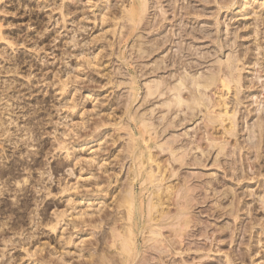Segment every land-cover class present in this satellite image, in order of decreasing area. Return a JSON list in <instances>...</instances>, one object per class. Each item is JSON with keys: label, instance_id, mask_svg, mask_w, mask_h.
I'll return each instance as SVG.
<instances>
[{"label": "rangeland", "instance_id": "obj_1", "mask_svg": "<svg viewBox=\"0 0 264 264\" xmlns=\"http://www.w3.org/2000/svg\"><path fill=\"white\" fill-rule=\"evenodd\" d=\"M147 1L144 22L129 41L123 37L131 24L120 19L128 0L0 3L5 37L0 40V264H33L31 257L34 264H64L63 257L68 264H81V241H94L88 236L94 230L74 228L68 220L78 219L70 215L89 205L79 204V196L98 189L86 176L89 171L107 180L101 167L106 157L95 161L93 156L117 155L129 143V122L122 109L130 103L132 71L142 87L134 113L148 115L157 124L163 118L174 121L162 139L178 136L180 146L201 131L204 112L195 111L192 117L182 109L169 111L164 104L176 96L170 89L186 79L190 83L205 79L217 73L219 63L240 55L253 59L244 68L239 65L250 86L241 89L245 103L236 117V145L244 148L235 147L231 139V154L220 155L218 147L210 148L208 156L193 151L180 169L183 177L206 187L209 194L203 200L200 195L206 191L198 192L202 204L194 211L205 224L192 228L198 233L203 227L208 238H191L184 264H228V256L235 264H264V228L259 226L264 227V176H260L264 174V54L256 47L264 43V23L257 19L264 15V0ZM65 6L72 9L66 17ZM247 8L255 12L246 15ZM140 48L151 51L139 52ZM256 60L262 65H255ZM154 84H160L161 91L150 96L148 87ZM192 89L186 85L182 95L191 97ZM233 96L225 98L234 101ZM260 131V156L256 149L248 154L257 141L251 140L253 132ZM196 157L199 163L194 162ZM130 166V160L123 167L114 162L110 173L121 171L125 182ZM214 184L222 193L233 189L235 198L214 197Z\"/></svg>", "mask_w": 264, "mask_h": 264}, {"label": "bare ground", "instance_id": "obj_2", "mask_svg": "<svg viewBox=\"0 0 264 264\" xmlns=\"http://www.w3.org/2000/svg\"><path fill=\"white\" fill-rule=\"evenodd\" d=\"M2 1L0 0V3ZM128 1L129 5L121 10L123 12L120 11L124 15L115 18L119 19L120 17L124 22L131 24V28L128 27V33H122L126 41L137 36L136 33L140 30L148 11L147 0ZM231 2L233 3V1ZM48 6H50L49 2L45 4V7ZM230 6H232L231 3ZM122 7H125V4ZM63 8L64 6L61 9ZM246 11V15L255 12L254 9L249 11V8ZM71 13L72 9L65 6L64 16L66 17ZM111 15L117 16L118 13L112 11ZM259 16L258 21L264 23V15L260 14ZM2 27L3 25L0 24V40H5ZM259 32L261 31L259 30ZM256 47L263 48L262 53L264 54V43L260 42ZM140 51L147 53L151 49L147 51L140 48ZM119 57L124 62L127 60L123 52L120 53ZM252 62L253 59L247 58L245 55L243 57L241 55L233 56L228 62L219 63L217 73H212L205 79H195L192 83L186 79L178 87L175 86L170 89L176 96L164 104L169 111L172 108L182 109L181 112L185 113L187 111V115H193L192 117L195 116V111L204 112L201 131L196 132L187 140L186 144L180 146L178 145L180 142L178 136L163 141V136L170 125L174 124V121L165 122L166 119L163 118L157 124L148 115L144 114L139 117L137 113H134V104L141 95L142 87L136 73L131 72L133 79L130 83V103L128 107L122 109V115L129 122V143L117 155L108 152L98 157L93 156L95 161L102 156L106 157L102 159L104 163L101 164L102 162H100L99 165L101 164V167H104L103 174L108 175L107 180L103 181L97 173L89 171L86 176L95 180L94 185L98 189L96 192L92 191L90 195L79 196L80 201H77L79 204L87 202L89 205H85L78 212L70 215L74 216L76 214L79 217L75 219L76 221L68 220V223L74 228L82 226L91 227L94 230L93 233L88 234V236L94 237V241L83 240L82 238H85L87 234L80 237V240L82 239L81 243L84 244V248L81 247L79 252V258H83L81 264H179V262L184 264L186 262L185 251L191 249L188 246L191 243V238L198 236L208 238V234L203 232V227L198 233L192 232V228L205 224L194 210L197 205L202 204V200L197 196L198 192L201 193L205 190L206 193H202L200 196L203 200H206L209 197L207 189L202 185H193L190 177L182 176L180 169L187 165L188 158L193 151H200L203 156H208L210 148L218 147L217 150L220 155L231 154L229 149L231 139L235 141V147H237L239 131L237 130L236 117L239 106L245 103L244 96H241V89L245 88L246 91L250 88L249 82L242 75V70H244L246 64ZM257 64H261L259 60H256L255 65ZM239 65H242L243 68ZM189 84L193 86L192 95L191 97H185L182 95V88ZM160 91V84L148 87L150 96ZM230 94L235 95V97L233 96L234 101L225 98ZM230 104H232V108H229ZM261 127L259 125L258 130L262 129ZM253 129L256 131V128ZM258 133L253 132L251 140L254 142L257 139L258 142L256 141L255 145L247 149L248 154H251V149H256L259 155L260 149H262L263 133L261 131ZM73 147L76 148L77 146ZM163 154L167 155L163 156ZM113 157L114 162L120 163L121 167L126 161L130 160L131 166L125 182H122V177H119L121 171L110 173L114 171L110 168L114 163L111 160ZM194 162L199 163V158H194ZM234 169L239 171L237 167ZM260 176H264V174L260 173ZM114 183L117 185L112 187ZM221 183L223 181L218 179V184ZM102 184H105L104 188L100 187ZM218 184L212 186L213 191H215L214 197L218 196L220 200H223L233 195V198H235L236 194L233 189L231 191L225 190L222 193L219 191ZM251 194L252 191H249L248 195ZM88 196L96 199L91 201L86 199ZM84 197L86 198L84 199ZM73 202L76 205V201L73 200ZM231 204L234 206V203ZM261 205L264 208V198ZM229 207H232V205ZM71 208L76 211L78 206L72 205ZM234 211L235 207H232L230 213L233 214ZM67 212L62 213L66 214ZM107 226H109L108 229ZM259 226L264 228L261 225ZM98 229L101 231L97 232ZM72 241L69 237L67 244H72ZM258 242L261 243L262 241L258 240ZM251 248L252 244L249 246V249ZM62 254L64 256V253ZM176 257L180 258V261ZM226 259L228 264H235L234 259L231 257L228 256ZM31 260L33 264L36 262L34 257H31ZM50 262L47 261L42 264H50ZM69 262L63 257L64 264Z\"/></svg>", "mask_w": 264, "mask_h": 264}]
</instances>
